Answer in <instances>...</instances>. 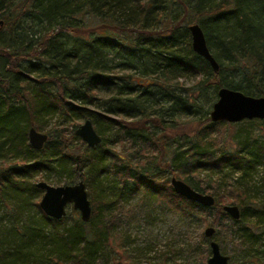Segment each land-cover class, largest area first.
<instances>
[{"label":"trees","instance_id":"1","mask_svg":"<svg viewBox=\"0 0 264 264\" xmlns=\"http://www.w3.org/2000/svg\"><path fill=\"white\" fill-rule=\"evenodd\" d=\"M192 23L203 28L218 70L193 50ZM221 87L264 97V0H0V221L11 218L0 228V264H131L126 240L114 245L117 230L156 208L214 226L222 253L229 242L250 254L264 241L252 221L264 210L240 184L264 164V142L213 148L225 123L212 122L214 103L204 109L203 98ZM86 119L102 137L93 148L75 134ZM194 122L203 126L176 136ZM31 127L49 134L41 150L29 143ZM225 169L242 176L214 177ZM52 174L55 186L85 182L88 222L79 212L57 220L42 211L34 179ZM174 174L214 195L215 206L176 193ZM226 192L236 193L230 201L241 217L224 229ZM30 207L39 219L27 215ZM210 241L192 246L198 263L171 264H207Z\"/></svg>","mask_w":264,"mask_h":264},{"label":"rangeland","instance_id":"2","mask_svg":"<svg viewBox=\"0 0 264 264\" xmlns=\"http://www.w3.org/2000/svg\"><path fill=\"white\" fill-rule=\"evenodd\" d=\"M194 81L195 79L191 78L186 82L187 84H192ZM217 99L218 94L214 97L212 92L207 93L203 98L204 109H209V102L212 100L213 104ZM211 109L212 106L210 107V110ZM49 120L51 121L48 123V127L52 128V126L55 125V122H57L56 118H51ZM203 120H205L204 116L201 118V121ZM83 122V120H80L79 123L82 124ZM203 122L191 123L192 126L183 124L179 127L176 136L184 134L183 131L188 136L192 135L197 127L200 125L203 126V124H201ZM224 123L223 126L216 129L217 131L213 132V137L217 138L213 148H219L222 151H232L243 147V144L246 142L253 143L256 140L258 144L264 142V119H245L237 123L224 121ZM183 142L184 139H180L179 143ZM116 145L118 146L117 150H120L121 144L119 145L117 143ZM174 145L177 146L178 143L175 142ZM80 148H82L80 144H75L74 149L78 150ZM229 171L230 170L225 169L224 172H215L214 177L221 176L228 182L235 183L236 180H239L242 176V171ZM174 176L177 178L179 177L177 174H174ZM56 179H58V175L56 174L49 175V178L37 176L35 177L34 182L46 181L51 184ZM247 181V184L240 185L250 188L249 194L253 199V206L259 210H264V164L258 165L256 170H254L247 178ZM237 185L239 184L237 183L236 186ZM240 188H243V186ZM141 194L131 197L128 202H126V206L130 207L137 204L139 199L143 197ZM226 195L227 199H225L226 202L224 205L233 204L230 200H232L231 198L234 197L236 193L226 192ZM40 197L41 195H39L38 199ZM67 212L76 213L78 211L73 209L72 205H69ZM1 213L2 212H0V214ZM27 215L39 219L37 209L34 207H30ZM214 216L215 213L210 212L207 218L209 221H212ZM10 219L11 218L7 216L5 219L1 220L0 228L7 226ZM21 220L25 221V218H22ZM231 220L232 218L230 216L224 217V220H222L224 229L233 228L234 225ZM256 220L260 227H254L253 229L256 233H263L264 213H259L252 217L253 222ZM207 226L202 219L197 218L192 221H187L180 215V213H178V211L169 208H165L164 210L156 208V211L150 218L144 216V213L141 212V214L138 213L135 218L129 222H123L117 230L118 234L116 233L117 235L115 236L116 241H114V245L123 246L120 243V239L124 238L126 240L125 249L131 256L129 260L131 264H163L164 262L171 264L181 263L187 259H192L193 262L198 263L199 254L192 251V246L198 243L202 236H205L204 231ZM241 240L242 239L239 238L237 241L241 242ZM261 240H263V238H261ZM234 246L235 245L232 243L226 242L224 244L226 253L224 254L233 257L237 264H264V241H259V244L250 251V254L245 253L246 250L243 248V245H240L239 248H234ZM113 255L115 256L116 252L113 253ZM114 262L115 260H111L104 264H114ZM99 264H103L102 261Z\"/></svg>","mask_w":264,"mask_h":264},{"label":"water","instance_id":"3","mask_svg":"<svg viewBox=\"0 0 264 264\" xmlns=\"http://www.w3.org/2000/svg\"><path fill=\"white\" fill-rule=\"evenodd\" d=\"M189 30L193 50L208 60L215 70H218L219 64L211 53L200 24L192 23ZM210 118L212 122L225 121L230 123L241 122L245 119H264V97L250 96L239 90L222 87L218 91V99L212 106ZM75 134L91 148L102 142V137L95 129L91 119H86L80 124L75 130ZM28 137L30 145L36 150L43 149L49 140L48 133L39 131L35 127L29 129ZM171 185L179 195L205 207H214L216 204L214 195L201 193L176 176L171 178ZM36 186L43 191L39 205L48 217L60 220L67 215L68 206L72 205L73 209L79 211L84 222L90 220L92 204L83 180L73 185L62 186H54L46 181H39ZM223 210L233 220H239L241 217V210L237 205H224ZM215 233L216 228L214 226H207L204 231L206 238L211 239L209 242L211 255L207 263L229 264L231 256L222 253L220 244L212 239Z\"/></svg>","mask_w":264,"mask_h":264},{"label":"bare ground","instance_id":"4","mask_svg":"<svg viewBox=\"0 0 264 264\" xmlns=\"http://www.w3.org/2000/svg\"><path fill=\"white\" fill-rule=\"evenodd\" d=\"M203 29V28H202ZM204 31V30H203ZM222 88V87H221ZM52 185V184H51ZM55 186V185H54ZM205 207V206H204ZM79 212V211H78Z\"/></svg>","mask_w":264,"mask_h":264}]
</instances>
